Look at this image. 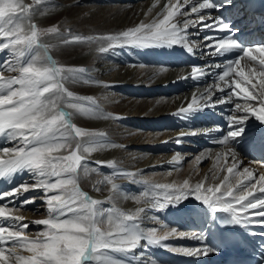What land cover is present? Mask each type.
<instances>
[{
	"label": "snow or ice",
	"instance_id": "6c2138e0",
	"mask_svg": "<svg viewBox=\"0 0 264 264\" xmlns=\"http://www.w3.org/2000/svg\"><path fill=\"white\" fill-rule=\"evenodd\" d=\"M41 4L42 0H34L35 7L24 0H0V52L7 50L12 57L0 63V136L14 142L12 147L0 148V180L13 181L17 174L24 172L32 178V183L23 182L10 190L0 191V264H160L155 257L144 253L150 248H160L199 258L220 255L247 242L221 231L217 244L213 246L201 232L191 234L192 239L202 242L201 246L173 247L164 241L170 236L185 237L188 233L174 227L164 235H158L156 228L145 230L137 222L138 214L125 213L114 207L103 209L99 207L101 202L92 199L80 188L79 170L86 160L85 154L118 145L100 139L105 136L104 133L85 130L73 123L74 114L89 116L96 113L81 103L92 102L91 97L75 95L65 87V83L79 80L86 84L100 82L84 78L82 74L86 69L83 67L58 64L49 52L50 46L40 39L46 34H55L63 45L106 40L107 47L99 48L102 53L123 47H179L193 54L197 41L189 39L192 35L187 31L189 27L199 26L201 30L225 33L223 36L203 37L204 41H212L204 44L205 49H212L204 54L225 57L238 52L239 55L224 63L191 65L192 79L212 75L215 80L206 85L199 95L193 93L187 106H181L173 115L181 121H190L193 116L206 113V109L215 112L219 105L232 106L226 116V131L219 124L204 129L190 128L182 130L180 138L175 141L183 143V136H195L201 131L205 134L223 132L212 142L226 149L224 153H217V162L221 159L227 162L231 156L233 162L226 168L229 175H225L215 187H205L204 182L191 186L188 180L179 185L155 184L143 196H151L152 207L157 211L170 208L179 211L186 200L194 199L213 214H226L225 222L220 225L222 229L239 227L248 236L264 238V231L257 233L254 230L255 227L264 229V175L256 177L248 168L235 171L238 147L241 150L245 147L264 150V43L244 45L237 35L242 30L234 26L236 23L231 18L223 15L235 6V0H168L150 23L142 22L115 35L70 38H65L57 27L44 31L38 28L33 17L37 13L47 15L40 9ZM188 5L191 6L184 11ZM151 12L150 8L149 14ZM193 14V19L187 18ZM260 15L264 16V13ZM177 17L184 19L181 21ZM242 60L252 62L251 65L246 64L248 71L241 67ZM158 67L163 72L169 66ZM206 67L223 68V71L209 73L205 71ZM4 71L17 72L18 75L5 78ZM154 78L149 77L150 80ZM217 91L221 94L215 95ZM250 118H254V123H247ZM202 158L203 153L196 155L197 161ZM179 159V155L174 157L177 162ZM97 163L101 167L107 166L103 162ZM83 171L87 174L86 165ZM123 175L135 182L132 173ZM230 177L235 179V186L230 183ZM107 183L114 192L118 191L112 180ZM32 190L42 193L41 199L47 209V218L34 222L44 226L35 238H29L25 231L29 224L19 223L24 218L13 214L35 202V196L19 199L20 195ZM94 190L101 191L99 187ZM105 222L108 227L102 228ZM138 248L142 249L140 253L136 252ZM258 251V264H264V244L259 246ZM116 253L120 255H114Z\"/></svg>",
	"mask_w": 264,
	"mask_h": 264
},
{
	"label": "bare ground",
	"instance_id": "6f19581e",
	"mask_svg": "<svg viewBox=\"0 0 264 264\" xmlns=\"http://www.w3.org/2000/svg\"><path fill=\"white\" fill-rule=\"evenodd\" d=\"M259 1L264 0H251L250 3L247 0H235V6L230 11L223 12V15L231 18L236 23L234 26L242 30V25L256 22L247 18L246 15H249L247 12H251V8L255 11L259 10ZM24 2L34 5V0H24ZM166 3L168 0H42L39 7L47 12V15L37 13L33 17V22L42 31L57 27L65 38L115 35L134 28L142 22H152ZM154 4L155 8H153ZM190 6L188 5L183 10L187 11ZM150 8L152 12L149 14ZM194 17L195 14L187 18L193 19ZM177 19L182 21L184 18L177 17ZM262 21L263 19H260L256 23ZM208 22L205 21V23ZM55 23L58 24L55 26ZM248 29L254 31L256 27L253 25ZM187 31L192 34L189 39L199 38L197 46L200 40L193 54H188L179 47L172 49L123 47L102 53L99 48L107 47L106 40L80 41L63 45L59 43V38L55 34H46L40 38L43 43L50 46L49 52L58 64L83 67L86 69V72L82 74L84 78L100 82L99 84H86L83 80H79L65 83V87L75 95L91 97L92 102L81 101V103L96 113L89 116L74 114L73 123L85 130L104 133L105 136L100 139L118 145L115 148L97 150L90 155L85 154L86 160L83 161L82 166L86 165L88 172L85 174L83 167L79 170V186L92 199L101 202L99 207L103 209L114 207L125 213L138 214L137 222L145 230L156 228L158 235H164L165 232L170 231L171 227H174L178 231L188 233L185 237L170 236L164 241L177 248L200 245L201 241L191 238L192 233L203 232L207 236V241L213 239L209 234L211 229L209 210L202 203L189 199L180 206L182 210L170 208L166 211H157L152 207L151 196L144 197L143 193L149 191L150 187L155 184L179 185L184 180H188L191 186L204 182L205 187H215L221 183L225 175H229L226 168L230 167L233 162L230 155L227 162L224 159L217 162L215 159L217 153L226 151L223 146L212 142L213 138L223 135V132L213 131L205 134L201 131L195 136H183V143L175 142L180 138L182 130L212 127L211 118L214 116L222 120L221 128L226 131V116L228 109L232 107L228 104L219 105L215 112L206 109V113H199L190 121H181L173 115L181 106H187L193 93L199 95L206 85L212 84L215 80L212 75H205L198 80L192 79L191 65L224 63L228 59V55L220 57L204 54L212 51V49L204 48L205 43L210 44L212 41H204L203 37H216V30H201L197 26L189 27ZM217 34L219 35V31ZM262 35L263 32H259L246 38L239 37L244 45H259L264 43ZM11 58L7 50L0 52V63ZM251 63L242 60L241 67L248 71L246 64L251 65ZM140 64L157 67L141 68L138 66ZM160 65L169 66L168 70L161 72L158 67ZM205 69H208L209 73L213 71L222 73L223 71V68L206 67ZM157 72L160 74L156 75ZM3 75L5 78H10L18 73L4 71ZM150 76H155V78L150 80ZM105 85H110V87H105ZM220 94L218 91L215 93V95ZM165 97L168 99H164ZM104 116L110 118L105 119ZM253 121L254 118H250L247 123H254ZM13 144L14 142L6 141L3 136H0V148L12 147ZM255 149L257 148L245 147L243 150L237 148L238 163L235 171L248 168L256 177L264 175V162ZM201 153L204 154V158L197 161L196 155ZM177 155L180 158L178 162L174 160ZM97 162H103L107 166L101 167ZM123 173H132L135 182L131 177H125ZM108 180H112L117 185L118 191L114 192L111 189V185L107 183ZM23 182L32 183V178L26 172L17 174L13 181L4 183L0 180V191H4V185L12 188ZM235 182V179L230 177V183L233 186ZM96 187H99L101 191H95ZM221 190L223 191V188ZM31 196L36 197L35 202L25 205L13 214L24 218L19 223H27L29 228L35 227L40 231L44 226L34 222L41 220L39 217L42 216L39 215L42 210V215L46 214L45 218H47L46 204L42 201V193L39 190L23 193L19 199L24 200ZM141 209L143 211H140ZM153 217L158 219H153ZM165 219L168 221L165 222ZM189 219L192 220L188 222ZM101 227L107 228V222ZM254 230L257 233L264 231L259 227H255ZM245 235L252 244L255 242L258 244L255 237L248 236L246 232ZM257 237L264 239L258 235ZM159 249L150 248L144 254L155 257L160 264H195L197 262L189 259L181 263L184 255L164 249L159 251ZM141 251L142 249L139 248L136 250L137 253ZM24 254L27 255V253ZM128 259L131 260L132 257L129 256Z\"/></svg>",
	"mask_w": 264,
	"mask_h": 264
},
{
	"label": "rangeland",
	"instance_id": "374dc122",
	"mask_svg": "<svg viewBox=\"0 0 264 264\" xmlns=\"http://www.w3.org/2000/svg\"><path fill=\"white\" fill-rule=\"evenodd\" d=\"M56 24H58V23H55V26H56ZM52 28V27H51ZM44 31V30H43ZM197 39H199V38H194V41H197ZM199 44H200V40H199V43H198V46H199ZM198 46H196V47H194V50L198 47ZM196 85V84H195ZM78 126V125H77ZM82 129H84L83 127H81ZM82 164H83V162H82ZM83 167V166H82ZM80 188H81V186H80ZM82 189V188H81ZM45 210H47V209H45ZM43 214V210H42V212L40 213V215L39 216H42V217H39V218H45L46 216V214H44V215H42ZM168 220H166L165 219V222H167ZM31 232H33L32 234H31ZM26 233L29 235V238H34L35 236H36V234L38 233V229H36L35 227H30V228H28V229H26Z\"/></svg>",
	"mask_w": 264,
	"mask_h": 264
}]
</instances>
